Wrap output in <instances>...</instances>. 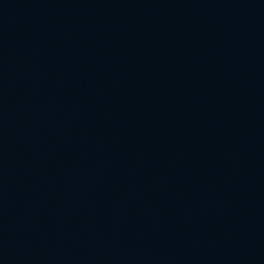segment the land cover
Listing matches in <instances>:
<instances>
[{"label":"water","instance_id":"obj_1","mask_svg":"<svg viewBox=\"0 0 264 264\" xmlns=\"http://www.w3.org/2000/svg\"><path fill=\"white\" fill-rule=\"evenodd\" d=\"M0 264H264V0H0Z\"/></svg>","mask_w":264,"mask_h":264}]
</instances>
